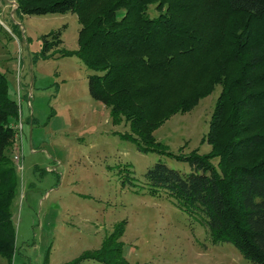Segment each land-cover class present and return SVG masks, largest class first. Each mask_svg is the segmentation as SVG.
Returning <instances> with one entry per match:
<instances>
[{
	"label": "trees",
	"instance_id": "obj_1",
	"mask_svg": "<svg viewBox=\"0 0 264 264\" xmlns=\"http://www.w3.org/2000/svg\"><path fill=\"white\" fill-rule=\"evenodd\" d=\"M14 1L24 14H76L78 47L61 55H76L95 72L88 75L89 94L109 108L113 123L129 124L131 134L123 136L139 151L166 153L191 167L182 173L154 163L144 174L149 192L166 191L176 206L200 217L213 243L230 242L247 260L264 264V0ZM151 4L155 16L147 12ZM60 35H43L42 54L62 43ZM217 84L205 136L210 150L181 156L162 149L153 131ZM19 113L0 70V255L8 262L16 251L12 120ZM124 223L99 249L69 264H128L119 240Z\"/></svg>",
	"mask_w": 264,
	"mask_h": 264
},
{
	"label": "rangeland",
	"instance_id": "obj_2",
	"mask_svg": "<svg viewBox=\"0 0 264 264\" xmlns=\"http://www.w3.org/2000/svg\"><path fill=\"white\" fill-rule=\"evenodd\" d=\"M6 1L0 0V70L19 104L12 123H21L22 135L12 145V156L21 155L19 168L13 162L16 251L11 262L0 255V264H69L99 249L122 220L128 264H255L232 243H213L200 217L176 206L166 191L149 192L144 174L154 163L182 173L191 167L166 153L139 151L123 136L131 134L129 124L113 123L109 108L89 94L88 75L95 72L76 55H61L78 47L76 14H24L11 3L12 13H3ZM147 12L157 15L155 4ZM58 30L62 43L42 54L43 35ZM220 89L217 84L153 131L162 149L181 156L210 150L205 136Z\"/></svg>",
	"mask_w": 264,
	"mask_h": 264
},
{
	"label": "built area",
	"instance_id": "obj_3",
	"mask_svg": "<svg viewBox=\"0 0 264 264\" xmlns=\"http://www.w3.org/2000/svg\"><path fill=\"white\" fill-rule=\"evenodd\" d=\"M13 4L16 6V4H15V1L13 2ZM14 128H15V138L16 137H21V123L19 122L16 126L14 125ZM21 139V138H20ZM20 145V144H19ZM20 148L18 147V150H19ZM12 160H13V162H15V164H16V167H20V162H21V155H20V152L19 153H16V154H13V156H12Z\"/></svg>",
	"mask_w": 264,
	"mask_h": 264
},
{
	"label": "crops",
	"instance_id": "obj_4",
	"mask_svg": "<svg viewBox=\"0 0 264 264\" xmlns=\"http://www.w3.org/2000/svg\"><path fill=\"white\" fill-rule=\"evenodd\" d=\"M13 1H14V0H7L6 2L2 3V8H1V10H3V13H4V11L7 10V9L11 10V13H12V9H13L14 7L12 6V8L10 9V8H9V5H10V3H11V5H12V4H13ZM22 87H23V90H24V89H25V85L21 83V84L19 85L20 90H21ZM22 92H23V91H22ZM21 98H22V97H21Z\"/></svg>",
	"mask_w": 264,
	"mask_h": 264
}]
</instances>
